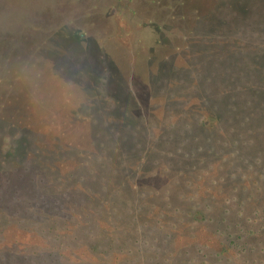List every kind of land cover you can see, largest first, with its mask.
I'll return each instance as SVG.
<instances>
[{"label":"rangeland","instance_id":"rangeland-1","mask_svg":"<svg viewBox=\"0 0 264 264\" xmlns=\"http://www.w3.org/2000/svg\"><path fill=\"white\" fill-rule=\"evenodd\" d=\"M263 67L264 0H0V255L100 264L104 236L180 250L179 231L128 223L185 191L264 185Z\"/></svg>","mask_w":264,"mask_h":264},{"label":"trees","instance_id":"trees-1","mask_svg":"<svg viewBox=\"0 0 264 264\" xmlns=\"http://www.w3.org/2000/svg\"><path fill=\"white\" fill-rule=\"evenodd\" d=\"M262 80L264 82L263 77ZM256 92L255 94H258V91ZM258 96L264 101V94L260 92ZM261 107L263 110L261 119L263 120L260 122L262 124L264 122V103L261 104ZM221 120L220 115L213 117L211 119L214 123L212 129H216ZM212 152H214V147H211L208 154ZM240 160L244 164H248L249 169V165L253 168V164L256 165L259 162L257 159L249 162L243 156L240 157ZM185 177L186 174H181V180L184 181L186 190H190L198 178L187 176L186 179ZM247 177V180L242 178L241 184L230 188L231 191L228 195H231L232 198H227L226 202L224 200L218 202L212 194L201 193L199 195L197 192L193 193L194 190H192V195L191 192L183 191L184 193L177 197L178 200H181L177 207H174V204H179L180 201L177 203L173 200L172 202L169 197L166 199V202L170 201L165 206L167 209L163 207H159L157 211L151 209L149 216L144 220L134 217L136 215L131 211L128 213L129 216L126 215L127 218L134 217V220L128 223L131 226L135 225L133 230L140 232L139 225L145 223L149 226L154 225L156 232L163 229L166 233L169 231V237L166 235V243L169 244L176 232L179 231L180 250L177 251L175 248L165 256L111 253L110 251L115 247L117 241L111 236H104L98 244L94 245V249L98 250L104 247V250L99 251V255L93 259L100 264H122L124 259V264H143L148 260L151 261L150 264H153L154 260H156L154 264H264V185L262 187L260 185V181L263 183V175ZM229 199H233L235 202L230 204ZM210 230L213 235L210 234ZM42 232L51 235L56 244H59L58 246H61L60 244L64 243L67 238L66 233H57L59 232L58 226L54 219L46 228H43ZM198 234H205L206 237L201 239L197 237ZM217 236L224 240L220 241L216 248L214 243ZM26 238H23L24 241ZM153 239L157 240V237ZM173 245L176 246L175 243ZM119 246H128L127 238H124V241L120 240ZM48 250L51 249L49 247L36 249L32 252L33 257L30 260L25 258L17 260L10 253L1 254L0 264H64L61 258L54 254V251L57 250L56 246L52 251L47 252Z\"/></svg>","mask_w":264,"mask_h":264}]
</instances>
